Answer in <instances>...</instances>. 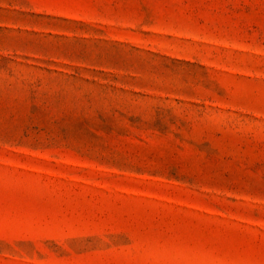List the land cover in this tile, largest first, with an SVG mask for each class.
<instances>
[{"label":"rangeland","instance_id":"374dc122","mask_svg":"<svg viewBox=\"0 0 264 264\" xmlns=\"http://www.w3.org/2000/svg\"><path fill=\"white\" fill-rule=\"evenodd\" d=\"M0 264H264V0H0Z\"/></svg>","mask_w":264,"mask_h":264}]
</instances>
